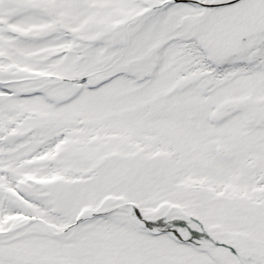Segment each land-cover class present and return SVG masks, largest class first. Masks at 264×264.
Listing matches in <instances>:
<instances>
[{"label": "snow or ice", "instance_id": "snow-or-ice-1", "mask_svg": "<svg viewBox=\"0 0 264 264\" xmlns=\"http://www.w3.org/2000/svg\"><path fill=\"white\" fill-rule=\"evenodd\" d=\"M0 264H264V0H0Z\"/></svg>", "mask_w": 264, "mask_h": 264}]
</instances>
